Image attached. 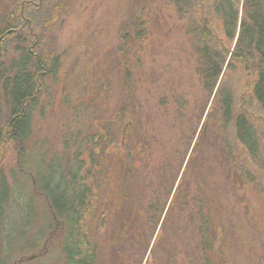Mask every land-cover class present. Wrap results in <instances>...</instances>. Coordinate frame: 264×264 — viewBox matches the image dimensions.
I'll list each match as a JSON object with an SVG mask.
<instances>
[{"label":"trees","instance_id":"1","mask_svg":"<svg viewBox=\"0 0 264 264\" xmlns=\"http://www.w3.org/2000/svg\"><path fill=\"white\" fill-rule=\"evenodd\" d=\"M34 1L15 0L7 12L8 0H0V264H12V248L40 219L36 200L50 218L43 226L52 229L41 241L59 248L62 264H239L234 253L241 248L228 230L236 223L225 211L235 208L240 191L264 199V0H164L184 27L206 94L200 120L185 112L183 78L167 88L155 75L151 83L162 92L150 99L143 62L137 69L127 63L118 113L82 98L54 143L34 116L45 93L42 72L55 78L60 57L43 53V38L39 56L32 54L20 9L34 10L35 30L37 15H47L53 29L67 8L65 0ZM155 5L140 0L132 17L140 18L142 55ZM116 123L124 144L115 141ZM15 149L19 165L7 174L4 163ZM26 213L31 218L19 231Z\"/></svg>","mask_w":264,"mask_h":264},{"label":"rangeland","instance_id":"2","mask_svg":"<svg viewBox=\"0 0 264 264\" xmlns=\"http://www.w3.org/2000/svg\"><path fill=\"white\" fill-rule=\"evenodd\" d=\"M14 1L8 0L7 12L8 8H12ZM60 1L62 0H48L50 6L52 4L57 6ZM40 3V0L34 1L33 6L38 7ZM155 3L154 8L156 10L148 19V22L150 20V31L152 27V37L145 44L143 55L141 54L140 18L136 19V22L135 18H132L136 13V9L140 8V0H65L66 6L64 5V7L67 9H59L57 27L53 26V29L46 17L47 15L40 17L36 14L40 29L36 28L34 30L32 24V20L36 19V16L33 17L34 10L24 8V5L21 7L23 28H25V31H32L30 34L33 35L31 40L33 44L30 46L31 52L33 51L32 54L35 57L39 56L37 45L39 38H43V53H46V55L58 54L61 62L60 70L55 78L48 77L46 71L42 72L45 93L40 98V103L37 104L34 121L36 129L41 127L40 131L45 137L50 138L53 143L55 141L59 142L60 124L63 120L67 121L70 115L75 113L76 107L83 101L82 98L92 104L91 101L95 97L98 104H103L102 107L106 113L117 114L119 100L125 93L121 81H123L125 70L123 68L127 63L137 69V66L139 67L140 63L143 62L141 68L146 71L149 77L143 89L147 90L150 99L157 98L158 94L162 92L158 91L151 83V79L155 75H158L159 79L161 78L160 87L164 85L167 87L179 78H183L179 94H183L187 99L186 102L188 101L187 106L184 107L185 112L189 116L196 115V118L199 119L198 117L201 116L200 109L202 110L206 94L202 90L198 76L192 71L195 69L193 65L195 61L190 60L192 52L189 39L184 34L182 23L178 22L175 7L164 0H155ZM4 12H6V8L3 9ZM156 18H159V23L161 21L162 30L157 28ZM1 42L2 38L0 39V48H2ZM132 49L133 51L138 50L139 56L137 54L131 55L130 51ZM226 71L225 74L231 77V72H228V69ZM137 72L141 74L139 71ZM240 73H242L241 69L235 77L237 78L238 74L240 76ZM247 78L250 77L247 76ZM238 80L235 79V82H238ZM98 96L101 101L97 99ZM66 97L68 100L70 99V104L65 103L67 102ZM169 101L173 102L172 99ZM209 106H211V102ZM209 106H207L205 115L202 117L201 125L210 110ZM40 112L44 121L40 119ZM81 123L82 121L78 123L75 121L76 125ZM95 125L98 128V122ZM114 126L112 133L114 138L117 139L115 141L124 144L122 126L120 127L119 123ZM169 133H167L168 136ZM57 144L60 145L61 143ZM25 151L28 152V154H24L26 159L30 160V150L26 148ZM20 155V152L16 153V149L12 155H9L10 157L4 163L7 174L11 173L10 169H14L18 162L17 158L21 157ZM26 159L24 158V160ZM24 160L22 165L26 168L28 166H26ZM25 170L26 172L29 171L28 168ZM237 198L239 202L234 201V198L231 200L236 203L235 208L232 209L230 206L229 210L225 211L228 212L227 220L236 223V225H228L229 233L232 227L236 233L233 242L234 247L240 246L241 248L238 253L234 249V255L238 256L235 261L237 259V262H240L239 264H264L263 195L259 193L250 195L247 192L240 191ZM36 207L40 211V219L35 222V226L33 225L32 233L27 232L28 236H25L27 238L19 240L17 245L12 248L10 254L12 264H62L59 248L56 249V247L52 250V248L46 246L48 241H46V238L52 230L48 229L47 226H43L45 221H50V218L45 215L48 211L45 212V207L40 200H36ZM9 213H7L8 217L10 216ZM30 218L29 213H26L23 221L20 220L16 223V229L22 230L23 224ZM41 231L45 234L42 233L41 235ZM43 236L46 238L41 241ZM37 238L40 240L38 242L39 246L35 247V249L38 248L37 250H33L31 247L38 240ZM43 249L45 252L42 251ZM31 255L35 257L29 259ZM42 255H45V257L41 258ZM23 258L27 260L22 262L20 259Z\"/></svg>","mask_w":264,"mask_h":264},{"label":"water","instance_id":"3","mask_svg":"<svg viewBox=\"0 0 264 264\" xmlns=\"http://www.w3.org/2000/svg\"><path fill=\"white\" fill-rule=\"evenodd\" d=\"M34 257H35V256H32V255H31V257H29V259H33Z\"/></svg>","mask_w":264,"mask_h":264}]
</instances>
